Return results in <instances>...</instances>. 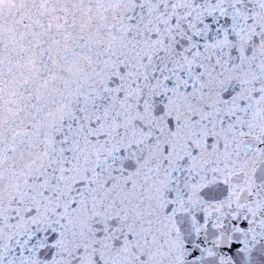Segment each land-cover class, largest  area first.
<instances>
[{
    "label": "snow or ice",
    "instance_id": "1",
    "mask_svg": "<svg viewBox=\"0 0 264 264\" xmlns=\"http://www.w3.org/2000/svg\"><path fill=\"white\" fill-rule=\"evenodd\" d=\"M0 264H264V0H0Z\"/></svg>",
    "mask_w": 264,
    "mask_h": 264
}]
</instances>
